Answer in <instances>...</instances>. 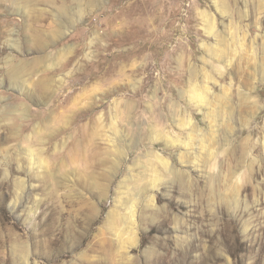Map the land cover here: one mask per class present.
Masks as SVG:
<instances>
[{"label": "rangeland", "instance_id": "rangeland-1", "mask_svg": "<svg viewBox=\"0 0 264 264\" xmlns=\"http://www.w3.org/2000/svg\"><path fill=\"white\" fill-rule=\"evenodd\" d=\"M0 264H264V0H0Z\"/></svg>", "mask_w": 264, "mask_h": 264}, {"label": "bare ground", "instance_id": "bare-ground-1", "mask_svg": "<svg viewBox=\"0 0 264 264\" xmlns=\"http://www.w3.org/2000/svg\"><path fill=\"white\" fill-rule=\"evenodd\" d=\"M200 95V97L202 96V94L198 93ZM135 240L134 236H133V241Z\"/></svg>", "mask_w": 264, "mask_h": 264}]
</instances>
